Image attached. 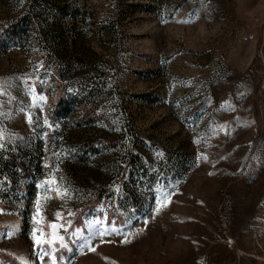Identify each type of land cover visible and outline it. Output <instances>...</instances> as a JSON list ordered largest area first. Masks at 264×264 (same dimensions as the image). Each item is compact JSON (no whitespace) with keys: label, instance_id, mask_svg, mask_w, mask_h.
<instances>
[{"label":"rangeland","instance_id":"1","mask_svg":"<svg viewBox=\"0 0 264 264\" xmlns=\"http://www.w3.org/2000/svg\"><path fill=\"white\" fill-rule=\"evenodd\" d=\"M0 145V264H264V0H0Z\"/></svg>","mask_w":264,"mask_h":264},{"label":"snow or ice","instance_id":"2","mask_svg":"<svg viewBox=\"0 0 264 264\" xmlns=\"http://www.w3.org/2000/svg\"><path fill=\"white\" fill-rule=\"evenodd\" d=\"M0 146H2V145H0ZM165 199H166V197H165ZM96 223L97 224H101L102 222L101 221H97ZM53 227H55V225H53ZM106 234H108V228H96L95 229V235H97V236L103 237ZM60 239H61V241H63L64 238L60 237ZM92 239H94V236H92V235H90L88 237H85L83 239V241H82L83 246L84 247H90L89 241L92 240ZM125 242H127V241H125ZM36 243L39 244L40 241H36ZM49 243H51V242H49ZM61 247H67V245L66 244H62ZM92 250H94V249H92ZM41 259H43V257H41ZM54 264H55V262H54Z\"/></svg>","mask_w":264,"mask_h":264}]
</instances>
